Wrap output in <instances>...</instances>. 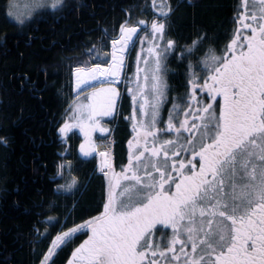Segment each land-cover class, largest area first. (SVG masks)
I'll return each instance as SVG.
<instances>
[{
    "label": "snow or ice",
    "instance_id": "snow-or-ice-1",
    "mask_svg": "<svg viewBox=\"0 0 264 264\" xmlns=\"http://www.w3.org/2000/svg\"><path fill=\"white\" fill-rule=\"evenodd\" d=\"M153 6L156 18L144 37L138 29L149 22L128 14L118 28L104 30L87 59L72 58L76 96L56 132L61 142L73 128L83 133L79 154L99 157L94 172L102 193L95 215L68 227L83 185L71 176L77 165L64 159L70 146L59 154L53 180L65 183L54 191L71 195L73 204L55 235L38 225L55 228L61 217L36 213L43 219L32 227L33 243L49 241L39 264H55L84 234L64 264H264V0H243L223 45L207 48L213 38L206 32L184 45L170 37L171 4L154 0ZM64 7L65 0H29L21 12L16 0H7L5 18L25 26ZM137 39L141 48L129 76V48ZM106 40L110 51L101 54ZM173 57L184 67V92L165 120V73ZM123 94L131 99L126 162L93 135L110 132L102 120L116 118Z\"/></svg>",
    "mask_w": 264,
    "mask_h": 264
},
{
    "label": "trees",
    "instance_id": "trees-1",
    "mask_svg": "<svg viewBox=\"0 0 264 264\" xmlns=\"http://www.w3.org/2000/svg\"><path fill=\"white\" fill-rule=\"evenodd\" d=\"M6 2L0 0V264H37L49 241L33 243L32 227L43 219L36 213L44 211L45 216L61 217V224L55 228L38 225L41 232L47 227L55 235L63 227L66 209L70 210L73 204L71 195L54 191L57 185L65 183L63 179L53 180L54 165L61 159L59 154L70 146L71 154L64 159L77 165L78 171L71 176L78 177L83 185L76 193L78 203L68 227L73 226L71 221L79 223L90 214L95 215L92 209L102 193V178L94 172V155L85 158L79 154L83 133L73 128L66 141L61 142L56 132L58 122H62L65 110L76 96L72 74L65 65H75V57L86 59L85 53L92 45H101L104 30L118 28L126 15L148 22L156 17V9L154 0H65L62 11L51 14L46 10L34 21L18 26L11 17L5 18ZM163 2L170 3L173 9L168 20L169 36L184 45L195 38V33L206 32L213 39L205 41L203 48L223 45L235 27V10L242 6V0ZM105 43L108 47L101 48V54L110 51V40ZM135 52L136 48L129 57L130 75L135 71ZM167 69L169 106L180 103L174 98L184 92L185 72L174 57L169 59ZM121 139L122 135L118 136L120 146ZM50 205L56 207L48 210ZM84 237L85 234L78 235L66 245L55 264H64L71 248Z\"/></svg>",
    "mask_w": 264,
    "mask_h": 264
},
{
    "label": "flooded vegetation",
    "instance_id": "flooded-vegetation-1",
    "mask_svg": "<svg viewBox=\"0 0 264 264\" xmlns=\"http://www.w3.org/2000/svg\"><path fill=\"white\" fill-rule=\"evenodd\" d=\"M249 3H251V0H249ZM242 5H243V0H242ZM242 7V6H241ZM219 54V53H217ZM135 60V57H134ZM134 64V63H133ZM128 75H130L128 71ZM131 76V75H130ZM72 88H74L73 81L71 80ZM121 89V92L124 93V85L120 84L118 85ZM172 104L167 106L166 103L162 105L161 112L162 115L164 116L165 120L167 119L168 116V110L171 109ZM131 112V99L128 97L126 94H123L120 101L118 102V107H117V115L115 119L105 117L102 120V124L104 127L109 128L110 132L105 135V138L109 137L112 138L114 141L113 143V154L117 160L123 159L125 156V162H126V157H127V141L130 138L131 135V128H130V123L125 119ZM182 118V116H181ZM124 129L126 130L127 134H124ZM104 133H100L99 131L95 132L93 135L98 136L103 135ZM122 135V142L121 146L120 144L118 145V136ZM168 138V137H165ZM122 151H121V150ZM119 170V168H117ZM87 239V235L85 234L84 240ZM83 242V241H82Z\"/></svg>",
    "mask_w": 264,
    "mask_h": 264
},
{
    "label": "rangeland",
    "instance_id": "rangeland-1",
    "mask_svg": "<svg viewBox=\"0 0 264 264\" xmlns=\"http://www.w3.org/2000/svg\"><path fill=\"white\" fill-rule=\"evenodd\" d=\"M16 2L20 5L19 11H21V12H26L27 11L26 8H25V5L29 3V0H16ZM154 18H156V17H154ZM149 31H150V23H149V28L148 29H144V30L141 31V33H139L140 37H144L146 35V33L149 32ZM147 47H148V45L147 44H144V48L146 49ZM135 48H136V52H135V56H134L135 57V60H134V68L136 67V64H135L136 56L140 52V48H141V44H140L139 39H137V41H136V43H135L134 46H131L129 48V57L131 56V53H132V51ZM129 57H128V59H129ZM87 58L88 57H86V59ZM65 66L69 68L70 74H72V81H73V85H74L73 92L76 94V91L77 90L75 88V79H74V75H73V72H72V69L75 67V65H73V66H67V65H65ZM141 66H143V65H141ZM132 75H133V73H132ZM107 141L110 142L111 144L114 143V141L112 140V138H107Z\"/></svg>",
    "mask_w": 264,
    "mask_h": 264
},
{
    "label": "bare ground",
    "instance_id": "bare-ground-1",
    "mask_svg": "<svg viewBox=\"0 0 264 264\" xmlns=\"http://www.w3.org/2000/svg\"><path fill=\"white\" fill-rule=\"evenodd\" d=\"M102 142H106V141H99L97 144H99V143H102ZM108 142V141H107ZM111 143L109 142V150H110V152H112V148H111V145H110ZM98 162H99V157H98Z\"/></svg>",
    "mask_w": 264,
    "mask_h": 264
}]
</instances>
